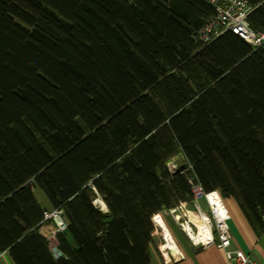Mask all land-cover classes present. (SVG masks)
<instances>
[{
    "label": "trees",
    "instance_id": "trees-1",
    "mask_svg": "<svg viewBox=\"0 0 264 264\" xmlns=\"http://www.w3.org/2000/svg\"><path fill=\"white\" fill-rule=\"evenodd\" d=\"M223 1L0 0V252L13 264H150L166 252L153 217L193 203L189 180L264 232V49L231 32L197 42ZM245 1L264 32V0ZM35 188L66 221L58 257Z\"/></svg>",
    "mask_w": 264,
    "mask_h": 264
},
{
    "label": "built area",
    "instance_id": "built-area-1",
    "mask_svg": "<svg viewBox=\"0 0 264 264\" xmlns=\"http://www.w3.org/2000/svg\"><path fill=\"white\" fill-rule=\"evenodd\" d=\"M213 3L215 0H211ZM252 9L248 6L245 0H224L221 4H216L215 13L213 17L203 26L197 33V42L202 45H207L225 32H231L246 42L254 50L264 49V32L253 31L248 23L247 17ZM171 167V168H170ZM167 169L172 174H182L183 171L178 172L176 167L170 163L167 164ZM192 187L194 197L193 205L194 212L187 210V204L180 203L175 209L169 210L175 224L185 234L188 240L195 246L209 247L215 245L218 249L225 251L227 264H257L248 255L240 250H229L231 244V235L228 228L229 213L224 205V200L217 191L204 193L197 183L189 180ZM202 199L207 206V213L200 211L197 201ZM180 211V213H177ZM205 215L210 231V239L203 242H194L190 237L189 230L197 234V228L191 220L186 218V215L193 216ZM43 221L50 222L53 225L49 241L50 250L55 257L59 256L56 249L54 238L57 234L62 233L66 229V221L59 209L51 211L45 210L43 212ZM180 217L186 219L180 220ZM155 223V221L153 220ZM156 224V223H155ZM159 229V236L163 242V246L169 255L175 256L166 245L168 244L163 228L156 224ZM176 256H179L177 254Z\"/></svg>",
    "mask_w": 264,
    "mask_h": 264
},
{
    "label": "crops",
    "instance_id": "crops-1",
    "mask_svg": "<svg viewBox=\"0 0 264 264\" xmlns=\"http://www.w3.org/2000/svg\"><path fill=\"white\" fill-rule=\"evenodd\" d=\"M44 200H40L41 203L39 204L41 206H43L42 203ZM93 205L98 207L103 213L107 211L106 206L100 198L95 199ZM197 205L201 212H207V206L203 200H198ZM224 205L230 216L227 222L231 235V244L229 250H240L248 255L257 264H264V232L260 236L255 235L233 199H225ZM187 208H189V211L194 212V209H191L192 206H187ZM165 214L162 216L164 226H166L164 220L165 218H170L173 222L172 218L166 216ZM52 228L53 225L48 222L40 230V232L47 237V240L50 239ZM54 241L56 243L55 238ZM177 250L179 256H171L168 254V252H165L164 256H160L154 249H152L150 255V264H227L225 251L218 249L215 245L202 247L195 246L188 242V252L180 250L178 247ZM0 264H13L8 253L0 252Z\"/></svg>",
    "mask_w": 264,
    "mask_h": 264
},
{
    "label": "rangeland",
    "instance_id": "rangeland-1",
    "mask_svg": "<svg viewBox=\"0 0 264 264\" xmlns=\"http://www.w3.org/2000/svg\"><path fill=\"white\" fill-rule=\"evenodd\" d=\"M171 164L172 165H174L175 167H176V169L178 170V165L176 164V162H171ZM171 168V167H170ZM33 193H34V196H35V198L37 199V201L39 202V203H41V201L40 200H44L43 201V203H42V205L46 208V210L47 211H51V210H53V209H51L50 207H49V205H48V203H47V201H46V198H45V196L43 195V193L39 190V189H34L33 190ZM202 199H199V201H201ZM201 203V202H200ZM187 206H192V208L191 209H194L195 207H194V205H193V203L191 204V205H187ZM201 207V206H200ZM203 207V206H202ZM187 208V207H186ZM189 208H187V210H188ZM190 209V210H191ZM177 212V211H176ZM166 213V214H165ZM177 213H180V211H178ZM205 213H207V212H205ZM163 214H165L166 216H168V217H171V215L169 214V211H167V212H162V213H160V214H158L160 217H161V220H162V216H164ZM169 214V215H168ZM172 218V217H171ZM186 218L187 219H189V220H191L192 219V216H189V215H186ZM185 217H180V220H179V222L181 221V220H184V219H186ZM165 220V227H167V229H168V231H169V233H170V235H171V237L173 238V240H174V242H175V244H176V246L180 249V250H183V251H186V252H188L189 250H188V242H190L189 240H188V238L185 236V234L178 228V224H174L172 221H171V219L170 218H165L164 219ZM173 220V219H172ZM50 223V222H49ZM191 243V242H190Z\"/></svg>",
    "mask_w": 264,
    "mask_h": 264
},
{
    "label": "bare ground",
    "instance_id": "bare-ground-1",
    "mask_svg": "<svg viewBox=\"0 0 264 264\" xmlns=\"http://www.w3.org/2000/svg\"><path fill=\"white\" fill-rule=\"evenodd\" d=\"M153 220L155 221L156 224H159L163 228L166 240L168 242L166 246L169 247L171 250V253L176 256L178 254L177 247L174 241L172 240V237L170 236L168 230L164 226L163 221L161 220V217L159 215H155L153 217ZM191 221L194 222L197 228V234L189 230L190 237L193 238L194 242L196 243L198 242L206 243V241L210 239V236H211L209 227L207 224L206 216L205 215L199 216V215L193 214Z\"/></svg>",
    "mask_w": 264,
    "mask_h": 264
}]
</instances>
